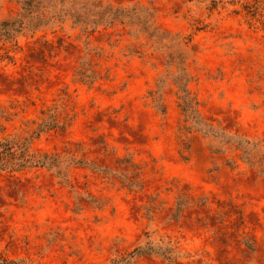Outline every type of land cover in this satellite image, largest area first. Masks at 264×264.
Returning <instances> with one entry per match:
<instances>
[{"label": "rangeland", "instance_id": "374dc122", "mask_svg": "<svg viewBox=\"0 0 264 264\" xmlns=\"http://www.w3.org/2000/svg\"><path fill=\"white\" fill-rule=\"evenodd\" d=\"M97 1L123 18L86 33L64 16L0 40V139L76 158L68 181L0 172V250L111 264L149 243L172 258L135 264H264V0ZM21 11L0 0V20ZM51 111L67 129L38 136Z\"/></svg>", "mask_w": 264, "mask_h": 264}, {"label": "trees", "instance_id": "16d2710c", "mask_svg": "<svg viewBox=\"0 0 264 264\" xmlns=\"http://www.w3.org/2000/svg\"><path fill=\"white\" fill-rule=\"evenodd\" d=\"M125 9H114L104 6L97 0H22L21 13L12 19L0 20V40H14L16 36L27 29H39L56 21L62 20L65 16L73 18L76 25L88 33L99 25L113 24L116 20L123 18ZM159 38V36H157ZM184 76L179 78V86L182 92L181 107L188 119L200 125L199 113L196 109L195 99L191 96ZM201 128V127H200ZM59 129L65 131L67 125L60 121L58 111H51L49 115L39 124L36 134ZM202 129V128H201ZM249 142L242 146L246 158L251 164H256L254 153ZM76 162L74 153L64 157L60 154L34 153L29 139L20 140L17 138L0 139V172L1 171H22L28 167L42 166L54 170L57 175L68 181L66 164ZM146 244L136 247L131 252L120 258H115L111 264H135L142 255L163 254L169 259L172 258L170 248ZM165 251V252H164ZM0 264H36L27 262L23 258H11L0 250Z\"/></svg>", "mask_w": 264, "mask_h": 264}]
</instances>
